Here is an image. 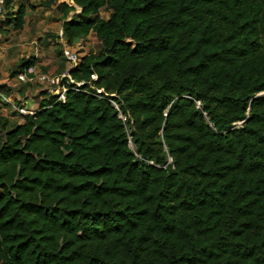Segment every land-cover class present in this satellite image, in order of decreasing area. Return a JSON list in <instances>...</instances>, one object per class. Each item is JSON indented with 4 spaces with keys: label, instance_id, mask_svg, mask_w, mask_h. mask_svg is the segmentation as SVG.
<instances>
[{
    "label": "trees",
    "instance_id": "trees-1",
    "mask_svg": "<svg viewBox=\"0 0 264 264\" xmlns=\"http://www.w3.org/2000/svg\"><path fill=\"white\" fill-rule=\"evenodd\" d=\"M72 1L102 48L0 115V264H264V0Z\"/></svg>",
    "mask_w": 264,
    "mask_h": 264
},
{
    "label": "rangeland",
    "instance_id": "rangeland-1",
    "mask_svg": "<svg viewBox=\"0 0 264 264\" xmlns=\"http://www.w3.org/2000/svg\"><path fill=\"white\" fill-rule=\"evenodd\" d=\"M6 1L4 0L5 10L0 25V89L16 107L35 111L44 99L57 95L64 85H68L66 80L68 68L59 73L62 64L69 65L64 54L65 47L83 57L88 53H98L102 48V43L95 33H91L74 45H68L66 39L60 35L63 30L61 14L54 7L43 5L45 0H9V6ZM62 1L73 3L72 0H58V2ZM20 4H26L28 12L26 23L19 30L13 24L6 22L5 17L8 11H16ZM77 11H80L79 7ZM73 14L74 12H71V15ZM101 15L108 18L109 12L103 9ZM60 50L63 51L65 61L58 54ZM29 59H36L37 69L55 77L58 82L52 84L50 81L37 80L33 83H26L19 80L16 75L13 76V71L18 69V64ZM0 115L9 118L12 126L23 121L25 116L20 114L9 101L1 98ZM131 147L134 148L133 143Z\"/></svg>",
    "mask_w": 264,
    "mask_h": 264
},
{
    "label": "built area",
    "instance_id": "built-area-1",
    "mask_svg": "<svg viewBox=\"0 0 264 264\" xmlns=\"http://www.w3.org/2000/svg\"><path fill=\"white\" fill-rule=\"evenodd\" d=\"M4 0H0V25L2 23V18H3V13H4ZM61 37H63V30L60 33ZM64 54L65 57L67 58V63L68 65V73L67 76L70 78L68 81V83H73L74 80L71 78L70 74H69V70L72 67H75L78 65V63L80 62V56L78 55V53L72 52L71 50L68 49V47H65L64 50ZM19 80L24 81L26 83L28 82H34V81H50L52 84H55L56 82H58V79H56L55 77H51L49 76L47 73L42 72L40 70L37 69V65H31L29 66L26 70L20 71L17 76H16ZM80 84V83H78ZM68 85H64V87L59 90L58 92V100H65V94L66 91L68 90ZM0 98L5 100V101H9L10 104H12L16 110L18 112H20V114L22 115H26L29 114L28 112H35V111H28L26 110L24 107H16L14 103H11V101L7 98V96L2 92V90L0 89Z\"/></svg>",
    "mask_w": 264,
    "mask_h": 264
},
{
    "label": "crops",
    "instance_id": "crops-1",
    "mask_svg": "<svg viewBox=\"0 0 264 264\" xmlns=\"http://www.w3.org/2000/svg\"><path fill=\"white\" fill-rule=\"evenodd\" d=\"M22 122V121H21Z\"/></svg>",
    "mask_w": 264,
    "mask_h": 264
}]
</instances>
